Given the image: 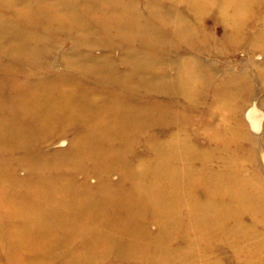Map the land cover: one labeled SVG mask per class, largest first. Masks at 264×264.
Masks as SVG:
<instances>
[{
	"label": "bare ground",
	"instance_id": "6f19581e",
	"mask_svg": "<svg viewBox=\"0 0 264 264\" xmlns=\"http://www.w3.org/2000/svg\"><path fill=\"white\" fill-rule=\"evenodd\" d=\"M179 1L7 0L8 7L22 9L17 14L24 19L26 26L28 25L25 29H17L9 26L11 23L5 19H0V51L7 55V59L13 60V57H18V60H23L27 66L30 63L35 69L38 65L44 67L42 63L48 61L45 62L46 59L42 58L47 48V37L44 36L46 31L43 29L51 31L54 26L69 25L67 28H72L77 38L76 46L71 49L72 53L67 55L70 66L82 68L84 72L92 74L90 79L97 85L112 87L111 90L115 93L112 96H105L103 101H95L94 93L83 95L80 90L71 91L72 88L81 87L84 81L76 82L59 76H54V79L49 81L44 80V75L37 73L40 70L37 69L34 77L39 75L43 80L41 77L37 79L33 77L32 81L19 84L17 82L11 86L6 97L0 99V152L5 153L4 156H0V181L5 187L0 188V201L7 200V217L3 218L0 231L7 227L13 231H20L21 236L25 238L24 246L27 247V244L33 243L29 239L31 236L24 232L30 230V227L14 222L21 219L28 222V218L32 221L37 220V217H43L44 223L35 225L37 227L34 229H41L40 233L50 238L49 245L52 249L38 250L53 253L56 250L53 248L66 246L64 242L61 245L55 233L59 228L67 229L65 231L68 238L72 237L73 230L85 232L86 229H90L91 224L96 232L103 233L109 228H114V232L119 230L120 234H125L136 229L139 225L138 220L145 214L153 217L158 223L157 236L153 239L156 250H153V255L146 261L150 264H183L180 262L181 257L188 253L182 250L175 251L166 246V243L171 241V234L180 226L179 221L182 219L178 215L181 213L179 205L185 203L190 210L186 211L187 218H183L182 222L193 227L194 234L206 233L205 236L211 237L212 233L216 235L215 232L223 231L222 234L227 235L226 238L235 242L255 238L256 247L250 252H245L246 255L237 252L239 257L234 258L235 264H264L262 255L264 232L255 233L258 224L264 226V182L259 178L249 180L248 176L244 175L242 167L247 155L246 153L238 155V151L241 153L239 143L246 135L240 123L229 122L232 119L228 121L233 114L241 115L242 108L237 110L233 108L237 96L243 91L240 85L231 80L225 84L226 87L218 86L215 90V99L212 101L215 105L212 109L216 116L220 115L218 110L225 109L227 117L220 115L218 119L220 124L228 122L223 130H217L210 137V146L216 147L222 153L214 160L207 153L196 154L198 148L188 139L182 138L179 131L171 133L169 139L163 142L150 139L151 144L147 146L150 147L151 157L148 159L136 164L127 159L133 137L139 133L148 134V130L143 131L148 124L170 123L180 128L183 122L176 120L181 116V111L165 106H136L133 101L128 102L126 97L130 100L137 97L123 96V90L131 93L136 88H142L183 98L185 105L196 103L192 94L199 87L198 82L202 76L195 65L198 57L190 55L176 63L168 60L161 51L163 47L170 46L169 41L185 35V32L176 26L180 17L171 10L178 6ZM184 1L185 7L192 10L193 15L214 7L218 13V20L226 24L225 30L231 36L242 31L245 17L253 6L257 5L256 0ZM0 3H3V0H0ZM104 3L107 5L104 6ZM162 5H168L171 9H162L160 8ZM118 8L120 12L116 11ZM31 27H34V30H31ZM39 28L42 32L38 31ZM61 29L62 32L65 30ZM135 38L143 43L142 49L131 48V42ZM114 40L128 44L119 45L122 48L119 61L123 64V70H119L116 62L112 63L107 57H84L76 49V47L102 48L104 43V46H107L106 43ZM170 66L175 68L174 77L162 72L163 67ZM260 69L263 70L264 78V65H261ZM15 70H18L16 65L9 67V72ZM177 104L181 103L177 101ZM250 112L246 113V117L254 127L257 119L252 117ZM73 121L78 123L79 129L75 128L68 133L73 135L75 142L72 149L62 157L67 158L71 155L73 161L75 160L72 167L74 171L82 172L86 180L95 176L98 186L101 187L100 191L87 192L85 203L76 200L82 198L83 191L80 187H77V184L74 186L73 183H65L68 175L62 160L55 158L50 163H45L29 152L35 147L33 143L40 141L38 138L41 135L58 132L61 127L71 125ZM112 123L114 126L108 128L107 125ZM75 124H72L73 127ZM148 136L152 137L150 133ZM10 152L16 158L11 161H17L18 167L26 169L24 181L17 184H21L19 188L15 184L7 186L9 174L1 171L7 163V157H14ZM80 157L88 160L86 162L84 160L82 166L78 161ZM47 171L52 172V177L46 175ZM113 173L119 174L115 186H112L109 180V175ZM82 181L79 183L80 186H86L84 179ZM196 187L202 190L200 197ZM17 190L23 191L22 195L12 194ZM203 198L206 203L203 202ZM2 204L0 202V208L4 209ZM243 214L251 218L250 225L239 221ZM100 218L115 223L113 226L102 227L96 222ZM5 219L8 226L4 223ZM83 219L85 222L82 225H71L72 222L79 223ZM116 221L121 224L118 225ZM69 226H72L73 230L68 229ZM204 239L206 240L203 236V241ZM125 243L95 234L82 241L83 250L80 253L90 255L88 250L96 246H101L107 249L106 251L119 245H122L121 248L124 247L122 249L124 251L138 250L125 249L132 247L131 243ZM13 246L12 249H8L5 259L3 258L7 264H33L43 258L44 253L40 252L37 257L24 260L20 253L22 250L30 253L29 249H15V245ZM190 246L195 249L194 244L191 243ZM177 249H181V246ZM63 250L62 256L70 260L68 264H73L71 250ZM202 251L205 252V249ZM199 254L201 255V252ZM252 257L254 259H251ZM201 259L202 256L199 259L202 263Z\"/></svg>",
	"mask_w": 264,
	"mask_h": 264
},
{
	"label": "rangeland",
	"instance_id": "374dc122",
	"mask_svg": "<svg viewBox=\"0 0 264 264\" xmlns=\"http://www.w3.org/2000/svg\"><path fill=\"white\" fill-rule=\"evenodd\" d=\"M80 1L84 0H79V2ZM137 1L139 2L140 0ZM184 3V0H180L178 6L176 5L172 9L171 7H168V5H165L166 7L163 5L160 6L162 9H171L172 12L180 17V21L176 23V26H179V28L185 32V35L169 41L168 43L170 46L166 48L163 47L161 51L163 52L162 54L168 58V60L176 63H180V61H183L185 57H189L190 55L198 57L196 58L195 65L196 67L198 66L202 76L198 82L199 87H197L195 93L192 94V98L195 99L196 103L185 105L183 98L171 97L167 93H156L142 88H139L140 90L136 88L131 93L128 90H123V96L134 95L137 97L135 100H130L129 97H126L128 102L133 101L136 106L141 107L156 105L160 107L165 106L170 109L172 108L173 110L179 112L181 111V116L177 117L176 120L177 122H183L182 127L180 128L171 125L170 123H158L155 125L148 124L143 131L145 132L148 130V134L150 133L152 137H149L148 134L144 133H139L133 137V140L131 141L132 146L127 153V159L135 164L148 159L151 157L150 147H148L151 144L149 143L150 139H156L163 142L169 139L171 133L179 131L182 138L188 139L192 145L198 148V152H196V154L207 153V155L214 160V158L220 156L222 153L216 147L210 146V137L217 130H223L226 123L232 119V121L229 122H237V124L240 123L243 133L246 135L239 143L241 153L238 151V155H244L243 153H246L245 155H247V159H245L243 163L244 167H242L244 175H247L249 180L259 178L264 182V78L262 77L263 70L260 69V66L264 65V0H256L257 5H254L253 9L245 17V24L243 25L242 31H239L234 36L228 35L225 30L227 26L222 22V20H218V13L214 7L206 8L200 11L199 14L193 15V11L186 8ZM106 5L107 4L104 3V6ZM19 11H22V9H15L12 6L8 7L7 0H3V3H0V19H5L7 22L11 23L9 26H14L13 28L25 29L28 25L26 26L24 19L21 18L20 15L18 16L17 13H19ZM116 11L120 12L121 10L118 8ZM100 14L103 16L102 13ZM68 26L69 25H64L62 27L56 26L57 28L54 26L51 31L43 29L46 31L44 33L45 38H49L48 40L46 39L47 50L45 49V53H43L42 56L43 59H46L45 62L48 61V63H42L45 65L44 67L38 65L35 69V67L31 66L30 63L27 66V63H24L23 60H18V57H13V60L7 59V55L0 51V99L5 98L11 90V86L17 82L19 84L21 82L32 81L38 77L40 78L42 75H44L43 79L48 81L54 79V76H59L62 79H71L76 82L84 81V84L81 83V87L72 88L71 91L78 92L80 90L81 93L83 92V95L94 93L96 94L94 97L95 101H103L105 96H112V94L115 93L111 90L113 89L112 87L97 85L94 80L90 79L92 78V74L84 72L82 68H80V70L75 66H70L69 60H67L69 59L67 55L72 53L71 49L76 46L77 38H75L76 34H74V30H72V28H67ZM171 27H168V29ZM61 28H65V30L62 32ZM31 30H34V27H31ZM40 30L42 32V29L39 28L38 31ZM54 30L57 33H54ZM104 45L105 43L102 45V48L89 47L87 49H78L79 47H76V49L78 53H81L84 57H107V59L109 58L108 60L112 63L116 62L115 65L119 70H123V64L119 61L122 49L119 45L127 46L128 44L124 41L114 40V42L112 41L111 43H106L107 46ZM131 46L134 50H140L144 45L138 38H135L131 42ZM13 65H16L18 70L9 72V67H13ZM21 68L23 69L21 70ZM37 69H40L37 73H41V76L38 75L34 77V72ZM162 72L170 77L176 76L175 68L171 66L163 67ZM183 76H185V74ZM43 79L41 77V80ZM231 80L236 82L235 84L240 85L243 90L241 91V94L237 96L236 101L233 104L234 109L237 110L242 108V112L241 115L233 114V117L229 118L226 123L220 124L218 117L220 118V115H222V117L226 115L227 117L226 110H218L220 115L216 116V112L212 109L215 104H213L212 101L215 99L214 93L217 87L225 86V84ZM94 85L95 87H93ZM177 101L181 104H177ZM197 103H199V105ZM204 110L212 111L207 112ZM248 111H251L250 113H252V117H256L255 119H257V124L254 127L252 126L250 120L246 117V113ZM101 116H103V114ZM75 121L70 123L71 125L67 124L61 127L58 132H49L41 135L38 138L40 141L33 143L35 147L31 148L29 152L36 157L38 156L40 160L45 163H50L51 160H54L55 158L62 160L63 163H65L64 167L66 168L65 172L67 171L66 175H68L65 183H73L74 186L77 184V187H80L83 194L81 195V199L78 198L76 200L85 203L87 201V192L92 190L100 191L101 187L98 186V180L95 176L86 180V177H84L82 172L74 171L72 167L73 163L75 164V160L73 161L71 155L68 154L69 156L67 158L62 157L63 154H66L67 151L72 149V145L75 142L73 140V135L68 134L71 133L72 130H75V128L79 129V126L77 125L78 123ZM72 124H75V126L73 127ZM111 126H114V124L112 123V125H107L108 128ZM4 155V152H0L1 157ZM81 157L78 160L80 166L83 165L84 160L85 162L88 161L87 159H82ZM11 159L14 160L16 158L15 156L7 157V163L1 169V171L5 174H9V177L7 176V186L21 183L24 181L26 176V169L18 167V162L11 161ZM47 173L48 174L46 175L52 177V172L47 171ZM83 179L86 182L87 187L85 185V187L80 186L79 183L83 182ZM109 180L111 185L115 186L119 180V174L113 173L109 175ZM20 185H17L18 188ZM0 188L5 189L4 184L1 181ZM21 192L23 191L17 190L16 193L12 194L22 195ZM201 192L202 190L198 189L199 197ZM187 198L189 199V197ZM203 199V202L206 203L205 198ZM16 201L19 200L16 199ZM0 202L4 204H2L4 209L0 208V224L2 225L3 218L7 217V200L1 199ZM187 210H190L188 204L180 203L179 212L181 213H178V215L182 221L183 218H187V215H185ZM4 213H6V215ZM27 221L28 222L21 219L20 221L14 222L16 224H22L30 227V230L24 231L27 235L31 236L29 239L33 242L27 244V247L24 246L25 238L21 236L22 233L20 231H13L10 230L12 228L8 227L0 231V264H7L4 261L5 254L8 252V249H12V247H14L13 245H15V249H29L28 252L30 253H25L23 250L20 253V257L24 260L35 258L40 252L44 253L38 249H52L49 245L50 238L43 233H40L39 230L41 229H34V227H37L35 225L44 223L45 220L43 217H37V220L32 221H29L28 218ZM182 221H179L180 226L171 234V241L169 243L167 242L166 246H169L175 251L182 250L185 253H188L184 257H181L182 259L180 262L183 264L190 262L196 264H235L234 258L239 257L237 252H242V254L244 253V255H246L245 252H250L257 244V241L254 240L255 238L241 239V242H235L230 238L229 240L226 238L227 235L225 236L222 234L223 231L222 233L221 231H214L216 235H213L212 233L211 237L205 236L206 233H204V231V235L200 233V235L198 233L194 234V228L188 226L186 223L184 224ZM239 221L247 226L251 224V218L247 214H243ZM84 222L85 221L83 219L79 221V223L72 222L71 225L78 226L82 225ZM96 222L102 227H106L107 225L113 226V223H115V221L111 222L110 220H104L103 218H100V220H97ZM96 222L94 223L95 225L97 224ZM4 223L7 224L6 226L9 225L6 219L4 220ZM116 223H118V225L121 224L117 221ZM137 223L139 225L138 227L136 226V229L132 230L131 233L125 232V234H120L119 230L114 232V228H109L110 231L105 230L103 233L96 232L92 224L90 229H86L87 231L85 232L73 230L72 226H69L68 229L73 230V233L71 234L72 237L70 238L66 237L68 233H66L65 230L67 229L59 228L55 231V233L58 235V240L61 242V245L64 242V244L66 243V246L53 248L56 249L53 253L47 251L48 253H44L41 260L34 262L33 264H68V261L70 260H67L62 256L64 251L63 249L71 250V255H73L71 260L73 264H150V262L146 260L153 255V250H156L153 246V239L157 236L156 232L158 230V223L153 217L150 218V216L145 214L140 220H138ZM261 232H264V226L262 224H258L255 228V233L259 234ZM95 234H98L99 236H107L108 239H113L114 241L118 240L122 243L129 242L132 244V247H125V249L138 250L135 252L124 251L122 250L124 247L121 248L122 245L117 244L119 246L109 249L108 251H106L107 249L101 248V246H96L95 248L93 247L88 250L91 256L88 253V256L86 253L81 255L80 252L83 250L81 249L82 241ZM203 236L206 238L204 241ZM191 243L194 244L195 249L190 246ZM10 244L11 247H9ZM179 246H181V249H177ZM204 249L205 252L202 251ZM103 251L105 252L102 253ZM199 252H201V255ZM67 255H65V257H68ZM262 255L264 256V250L262 251ZM201 256L202 263L199 262ZM251 259L254 258L252 257Z\"/></svg>",
	"mask_w": 264,
	"mask_h": 264
}]
</instances>
